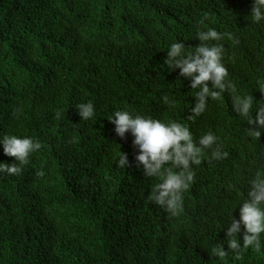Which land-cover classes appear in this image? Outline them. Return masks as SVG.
I'll return each mask as SVG.
<instances>
[{
  "label": "trees",
  "instance_id": "trees-1",
  "mask_svg": "<svg viewBox=\"0 0 264 264\" xmlns=\"http://www.w3.org/2000/svg\"><path fill=\"white\" fill-rule=\"evenodd\" d=\"M253 4L0 0V137L41 143L20 175L0 174V264H264V235L260 250H244L240 261L211 252L228 251L231 220L249 181L264 173V129L249 135L258 125L234 111L228 92L208 97L205 112L189 119L199 89L165 65L171 43L194 50L205 43L197 32L215 29L222 39L206 43L223 45L228 79L253 97L255 117L264 103L256 83L264 78V21L252 23ZM88 102L95 115L84 121L76 106ZM124 109L186 124L197 146L211 132L228 153L213 159L205 149L192 165L178 216L149 200L160 179L144 175L134 136L119 137L108 119ZM122 153L125 169L117 167ZM0 162H17L2 145Z\"/></svg>",
  "mask_w": 264,
  "mask_h": 264
},
{
  "label": "clouds",
  "instance_id": "clouds-1",
  "mask_svg": "<svg viewBox=\"0 0 264 264\" xmlns=\"http://www.w3.org/2000/svg\"><path fill=\"white\" fill-rule=\"evenodd\" d=\"M200 23L203 24L207 19ZM252 23L264 21V0H254L251 11ZM199 39L205 43L194 50L185 48L181 42H173L169 45L165 65L169 70L180 69V75L191 78V88L199 89L195 94L197 102L192 109L193 115L189 119L194 120L205 112L208 101L222 100L223 94H231L234 111L239 116L247 119L249 124L258 125L257 129H249L251 137L259 138L260 129H264V103L256 105V115L253 117L254 99L247 94H240L235 84L228 79L229 72L222 62L223 45L208 46L206 42L219 41L222 34L215 29L199 30ZM212 82L210 88L208 82ZM257 88L264 92V78L256 81ZM164 102L172 105L168 96H164ZM82 120L87 121L95 115L93 103H81L76 106ZM59 115V114H58ZM108 119L115 125L116 134L123 138L125 133L131 132L134 136V145L139 149L136 156L137 166H143L146 177H158L160 183L152 190L149 200L173 216H178L183 211L182 194L194 180L195 173L192 165H200L205 149H211L213 159H224L227 152H222V145L218 144V137L211 132L199 139V145L194 142L193 135L186 124L175 121L164 122L149 116L134 115L127 109L117 110ZM0 145L5 155L15 157V163L0 162V174L9 176L20 175L22 166L27 165L33 153L41 148V143L31 137L17 135H4L0 137ZM215 145V147H214ZM117 167L125 169L129 166L128 156L124 153L118 157ZM170 165V166H168ZM177 169V171H173ZM39 175H44L41 171ZM230 187H235L231 185ZM239 219L232 218L231 226L227 229L228 251L223 246L211 249L212 255L221 260L232 253L237 261L243 260V252L248 248L261 247V236L264 235V173L257 172L249 181L247 198L239 204ZM236 208V207H235ZM231 217V212L230 216ZM241 226L243 237L241 245Z\"/></svg>",
  "mask_w": 264,
  "mask_h": 264
}]
</instances>
